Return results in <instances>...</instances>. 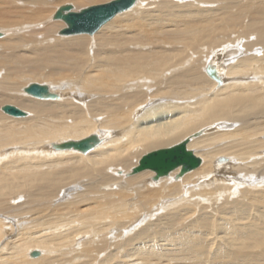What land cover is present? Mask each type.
Masks as SVG:
<instances>
[{"label":"bare ground","instance_id":"6f19581e","mask_svg":"<svg viewBox=\"0 0 264 264\" xmlns=\"http://www.w3.org/2000/svg\"><path fill=\"white\" fill-rule=\"evenodd\" d=\"M114 1L0 0V28L8 32H0V110L7 103L26 111L23 117L0 112V264L95 263L101 251L113 246L112 231L129 217L152 211L159 200L171 207L165 225L156 220L166 233L141 228V240L159 234L136 246L144 264H164L153 262L165 254L153 241H169L176 254L182 250L176 264L186 255L190 264L214 262L215 257L223 264L260 260L241 245L251 244L255 230L264 233V189H246L239 198L254 203L259 215L254 229L244 230L250 220L233 216L235 210H228L233 206L223 203L235 199L230 189L252 166L264 172V120L256 118L258 112L264 114V0H132L93 33L57 34L65 27L54 21L60 20L54 18L60 2H75L72 11L80 12L83 3ZM226 11H232L231 31L238 45L225 44L231 40L223 32ZM99 31L92 43L82 35ZM252 35L256 40L243 44L250 52L238 56L242 38ZM197 36L209 37L210 46L183 52ZM199 47L214 51L197 62ZM207 65L217 79L204 72ZM243 77L248 80L236 79ZM33 80L48 85L56 98L28 94V85L37 83ZM91 135L99 143L86 153L53 148ZM186 138L188 149H199L194 152L202 159L197 168L176 178L178 167L153 178L155 186L150 184L152 170L130 175L144 154ZM2 158L10 159L5 163ZM85 179L91 184L70 205L58 206L64 186L78 187ZM25 185L37 191H27ZM188 186L197 192L181 197ZM191 203L204 210L202 216L219 209V220L227 225L228 249L221 247L210 260L203 259L205 235H191L188 225L175 229V217ZM25 221L31 225L24 227ZM61 247L67 249L57 256ZM36 250L40 255L32 257ZM258 252L264 258V250ZM125 261L126 254L118 264Z\"/></svg>","mask_w":264,"mask_h":264},{"label":"rangeland","instance_id":"374dc122","mask_svg":"<svg viewBox=\"0 0 264 264\" xmlns=\"http://www.w3.org/2000/svg\"><path fill=\"white\" fill-rule=\"evenodd\" d=\"M104 2H102V1L101 2H95L94 4H100V3H104ZM65 4H71L75 8L77 6L75 2H60L58 7H61V6L65 5ZM94 4L83 3L79 8L82 9V8H85V7L94 5ZM228 4H230V3H228ZM204 5H206V4H203L202 6H204ZM195 7L198 8L197 6H195ZM79 8H78V10L77 9L76 10L79 11L80 10ZM56 10H57V8H56ZM56 10H55V12H56ZM231 13H232V11H226V13H225V21L223 23V32H224V34H225L227 39L228 38L231 39L230 41H227L225 44H232L234 46L235 44L238 45V40L236 39V34H235L236 32L231 31V28H232L231 26H232V23H233V20H232L233 15ZM54 21H61L65 25V27H63V28L58 30L57 34L59 36H62V37L63 36L70 37V36H67V35L60 34L61 30L66 28L65 22L63 20H54ZM248 23L251 24L252 22H248ZM172 28L175 29V27H172ZM2 29L3 28H0V32H3L5 35L8 34V32L3 31ZM168 29H170V28H168ZM100 31L98 33L97 32L94 33L93 36H91L89 34H82V35H87L89 41H91V43H92V42H96L97 41L98 38H97L96 35L99 34ZM74 36H78V35H74ZM197 37L198 38H196L193 41V43H192V45L190 47H186L182 51L185 52L186 54H188L190 51L195 49L198 45L210 46L211 42H210V38L209 37H203V36H197ZM233 39H236V40H233ZM254 40H256V36L255 35L250 36L248 39L242 38V43L240 45V49L237 48L235 50L237 52L238 56L243 57L245 55V53L250 52V51H248L246 49V47L243 46V44L245 42H247V41L252 42ZM212 50L214 51V48H210L207 51H205V47L202 50L200 49V47L197 48V52H200V55L195 57L196 61L197 62L205 61L208 58V54ZM211 62L216 67H218L213 61H210L209 64ZM208 65L206 66V68L208 67ZM203 71H204V69H203ZM219 71H220V69H219ZM173 72H175V70H170V73H173ZM204 72L207 74L206 69H205ZM207 76L209 78H211L208 74H207ZM223 76H224V73H223ZM243 78H246V79H242V78H236V79L237 80H245V81L248 80L247 77H243ZM33 81L37 82V83H40L39 81H41V80H33ZM222 82L224 83V80H222ZM40 84H44V83H40ZM217 85H218V83H217ZM55 93H58V92H55ZM92 97L96 98V97H98V95H95V96H92ZM259 107L260 106H255V109H257ZM259 111H261V109ZM0 112L2 113L3 111L0 110ZM256 118L258 120H264V114L258 112L257 115H256ZM231 125L233 126V125H235V123L232 122ZM261 139H264V136H261ZM174 144H176V143H174ZM174 144H172V145H174ZM170 145L171 144H168V146H170ZM165 147H167V146H165ZM192 150H194V152L197 153V150H199V149H192ZM227 155L231 156L229 154H227ZM196 156H198V155L196 154ZM2 159L6 163L10 158L9 159L8 158H2ZM248 162H250V161H248ZM222 163L225 164L226 163V159ZM0 166H2V165H0ZM258 169H259V167H253L252 166L250 174L247 175L246 173H244L245 178L237 179L234 182V183H236V186L234 185V183L231 184V185L229 184L230 185L229 187H232L234 185L233 188L230 189V191H231L232 194H235V196H234L235 199L234 200H225L224 203H223L226 207H230L231 205L233 206V209L232 208L231 209L228 208L229 211L235 210V212H230L233 216H239L240 218H243V217L246 218L247 217V219H244V220H250L249 225L244 230H249L248 228H250V227H251V229H254L255 225L259 222V215L256 214L253 211L254 203L253 202L243 201L242 199H239L240 197H242L245 194V193H243V191L246 190V189H252V190H257V191L261 190V189H264V180L263 181L261 180V177H264V172L260 171ZM7 173H9L8 170H7ZM120 174H121V172H120ZM153 178H154V176L151 178V183H150L151 185H153V182H154L152 180ZM90 181L91 180H89V179H85L84 181H82V184L80 183V185L78 187L73 186V185L70 186L71 184L70 185L66 184L65 185L66 187L64 186V188H65L64 191L67 194L65 193L64 197L63 198L60 197L61 200L56 202V203H60L58 206H60V205L64 206L65 203L70 205L69 200L70 201L75 200V195L78 192H81V191L85 190L86 189L85 187L87 185L91 184ZM157 183L158 182H156L155 184L157 185ZM120 184H123V183H120ZM155 184L153 186H155ZM71 187H72V189H71ZM25 188L28 189L27 191H31V190H33L34 192L37 191V187L36 186L34 187V186H30V185H25ZM118 189H119V186L114 188L115 191L118 190ZM197 189L198 188H195L193 190V189H191L188 186V188L186 189L184 194L181 195V197H187V196L191 195L192 193L197 192ZM234 192H236V193H234ZM24 198L20 197V199H22L21 201H23ZM247 198H249V197L247 196ZM76 199L78 200L79 198H76ZM203 199L206 200V204H207L208 203L207 197H203ZM12 200H14V197L9 200V204L10 205L13 204ZM17 202H20V201H17ZM228 202H234V203L231 204V203H228ZM167 204H169V199L167 200ZM155 205H157V206L155 208H153L152 211L150 210L148 213H146L145 215H142V216L139 215V216L136 217V215H135V216H133L131 218L129 217L127 219L126 223L121 224V226L117 227L118 229H115L114 231H112L114 234H110L109 236L111 237V243L113 244V246H111L109 244L107 250L101 251V253H99V255H100L99 258L95 261V263H92V264H102L104 262L106 264V260L107 259H110V264H118V262H120V260L123 258L124 254H126V260L128 261L127 264H144V261H143L141 255H140V252L137 251L136 246L138 244L141 245L142 241H148L149 242L152 239L159 238V234L158 235L156 234V236L151 235L152 239L151 238H147V239L141 240L143 235L139 234V231L141 230L142 227L147 226L148 227V231L150 233H151V231H155L156 230L159 233L162 232L163 234H165L166 233L165 229L160 225L159 220L158 221H156V220L161 218V222L163 224L166 221L168 222L169 211L171 210V207L170 206H165V201L162 202V200L161 201L159 200ZM70 207H72V206H70ZM181 208H184V207H181ZM258 208H260V206H258ZM0 210H3V208L0 207ZM138 210H139V208H138ZM0 212H2V211H0ZM205 212L206 213L204 214V216H202V214L204 213V210L200 211L199 206H194V204L191 203V204L188 205L186 210H183V213H185V214L182 215V216L177 217V219L179 221L175 217V222L174 223H175V226H176L175 229H179V231L182 230L184 226L188 225V227L190 226V228H191L189 230V233H191V235L196 236V235L203 234V235H205L207 237L208 241L206 243H204V245H203V247L206 248V250L204 252L203 259L204 260H210L215 254H218L220 252V248L221 247H223L224 249H228V247L225 246V245H228L227 241H230V239L228 238L227 225L219 220L220 217L222 216V213L220 212V210L219 209L215 210L213 208H210V209H208ZM132 219H133V221L129 223V221L132 220ZM30 222H32V221H30ZM30 222H28V223L26 221L23 222L24 223V227L26 225H31ZM261 222H263V225H264V220L261 221ZM120 228H122V229L120 230ZM117 230H118V232H117ZM119 232H121L122 234H119ZM167 232H168V230H167ZM172 236H176V234L173 233ZM252 237H253V240L251 241V244L241 245V247L243 248V250L248 255H250V256H258L260 258V260H259L257 257H254L253 261L251 262L252 264H260V263H262L264 261V258L258 252L260 250H264V233H263V229L255 230L253 232ZM96 239H98V238H96ZM81 240L85 241V238H81L80 237L78 239V241H80V242H81ZM163 242H166V241H161V243H160V241H157V242L153 241L152 242L153 244L157 245L159 250H162L165 253L162 260L154 259L153 262L154 263L162 262L164 264H176V260H177L176 258H177L178 255H180L182 253V250H181V252L179 254H176V252H174L173 250H170V248L172 246L169 245V243H168L169 241L167 243H165V244H163ZM82 243H83V241H82ZM115 243H117V244H115ZM132 243H134V244H132ZM181 246L183 248V245H181ZM78 247H80V246L78 245ZM230 247H231L232 250L236 249V248H232V241L230 242ZM132 248H134L137 253H134V254L131 255ZM63 249L66 250L67 248L66 247H61L60 251L57 253L58 255L57 254L56 255L57 256L61 255L60 253H61V250H63ZM187 256L188 255H186V256L182 257L181 259H178V260L183 261L182 264H190V261L188 259H185ZM222 256L225 259V263L230 261V256L229 257H225L226 256L225 253H223ZM124 264H126V261L124 262ZM200 264H223V263L220 260H218V258L215 257L214 262H212V261H209V262L202 261V262H200ZM243 264H246V263H243Z\"/></svg>","mask_w":264,"mask_h":264},{"label":"water","instance_id":"95a60500","mask_svg":"<svg viewBox=\"0 0 264 264\" xmlns=\"http://www.w3.org/2000/svg\"><path fill=\"white\" fill-rule=\"evenodd\" d=\"M131 1L132 0H116L111 3L84 8L80 12L72 11L73 6L71 4H65L57 10L54 18L63 20L67 23L68 27L64 28L60 32L61 34L93 33L101 25L110 20L118 11L130 6L133 3ZM206 72H208L211 77L217 79L213 68H206ZM25 90L28 94L36 98H56V94L51 93L48 85L45 84L32 83ZM2 110L15 117H23L26 115V111L12 104L4 105ZM98 143V137L96 135H91L81 140H69L64 143H55L53 144V148L56 150L76 149L86 153ZM188 143L189 139L186 138L171 147L160 148L144 154L139 160L138 165L131 170L130 175L149 169L155 172L154 179L158 180L160 177L167 176L180 167L181 170L176 176V178H180L185 173L197 168L202 162V159L196 156L193 150L188 149ZM39 255L40 252L38 250L31 253L32 257H38Z\"/></svg>","mask_w":264,"mask_h":264}]
</instances>
